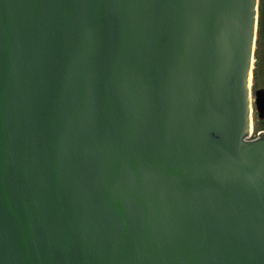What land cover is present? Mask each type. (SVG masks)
Returning a JSON list of instances; mask_svg holds the SVG:
<instances>
[{"label":"water","instance_id":"1","mask_svg":"<svg viewBox=\"0 0 264 264\" xmlns=\"http://www.w3.org/2000/svg\"><path fill=\"white\" fill-rule=\"evenodd\" d=\"M258 6L0 0V264H264Z\"/></svg>","mask_w":264,"mask_h":264},{"label":"rangeland","instance_id":"2","mask_svg":"<svg viewBox=\"0 0 264 264\" xmlns=\"http://www.w3.org/2000/svg\"><path fill=\"white\" fill-rule=\"evenodd\" d=\"M257 40V38H256ZM256 50V47H255ZM260 59L257 60V58L254 55V68L252 71V80H251V120H252V132L250 136V140L254 139L257 136V133L261 130V124H264V119L259 120L257 117V113L254 106V91L257 89H264V48L262 49V52H260ZM256 70L257 74L255 77L254 70Z\"/></svg>","mask_w":264,"mask_h":264},{"label":"trees","instance_id":"3","mask_svg":"<svg viewBox=\"0 0 264 264\" xmlns=\"http://www.w3.org/2000/svg\"><path fill=\"white\" fill-rule=\"evenodd\" d=\"M264 48V0H259L258 6V24H257V40H256V50L255 57L257 60L260 59V52ZM257 69L254 70L256 77ZM261 130H264V124H261Z\"/></svg>","mask_w":264,"mask_h":264},{"label":"bare ground","instance_id":"4","mask_svg":"<svg viewBox=\"0 0 264 264\" xmlns=\"http://www.w3.org/2000/svg\"><path fill=\"white\" fill-rule=\"evenodd\" d=\"M252 112V111H251Z\"/></svg>","mask_w":264,"mask_h":264}]
</instances>
